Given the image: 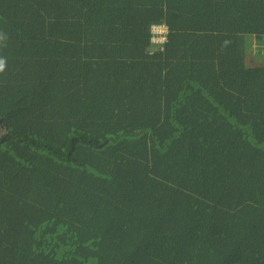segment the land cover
<instances>
[{"label": "trees", "instance_id": "obj_1", "mask_svg": "<svg viewBox=\"0 0 264 264\" xmlns=\"http://www.w3.org/2000/svg\"><path fill=\"white\" fill-rule=\"evenodd\" d=\"M0 34V264H264V0H0Z\"/></svg>", "mask_w": 264, "mask_h": 264}, {"label": "clouds", "instance_id": "obj_2", "mask_svg": "<svg viewBox=\"0 0 264 264\" xmlns=\"http://www.w3.org/2000/svg\"><path fill=\"white\" fill-rule=\"evenodd\" d=\"M153 43L159 45L166 41L167 27L164 25H154L152 28ZM3 34H0V39H3ZM6 68V59L0 57V72H3Z\"/></svg>", "mask_w": 264, "mask_h": 264}, {"label": "water", "instance_id": "obj_3", "mask_svg": "<svg viewBox=\"0 0 264 264\" xmlns=\"http://www.w3.org/2000/svg\"><path fill=\"white\" fill-rule=\"evenodd\" d=\"M0 124H1V139H4V136H2V134H4L5 131L7 130V126L2 117H0Z\"/></svg>", "mask_w": 264, "mask_h": 264}, {"label": "rangeland", "instance_id": "obj_4", "mask_svg": "<svg viewBox=\"0 0 264 264\" xmlns=\"http://www.w3.org/2000/svg\"><path fill=\"white\" fill-rule=\"evenodd\" d=\"M254 47H255V45H254Z\"/></svg>", "mask_w": 264, "mask_h": 264}]
</instances>
